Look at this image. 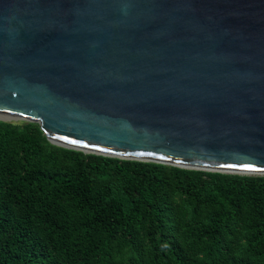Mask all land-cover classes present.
<instances>
[{"label":"water","instance_id":"95a60500","mask_svg":"<svg viewBox=\"0 0 264 264\" xmlns=\"http://www.w3.org/2000/svg\"><path fill=\"white\" fill-rule=\"evenodd\" d=\"M57 146L264 175V0H0V123Z\"/></svg>","mask_w":264,"mask_h":264},{"label":"trees","instance_id":"16d2710c","mask_svg":"<svg viewBox=\"0 0 264 264\" xmlns=\"http://www.w3.org/2000/svg\"><path fill=\"white\" fill-rule=\"evenodd\" d=\"M0 264H264V175L83 153L0 123Z\"/></svg>","mask_w":264,"mask_h":264}]
</instances>
